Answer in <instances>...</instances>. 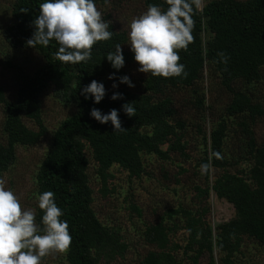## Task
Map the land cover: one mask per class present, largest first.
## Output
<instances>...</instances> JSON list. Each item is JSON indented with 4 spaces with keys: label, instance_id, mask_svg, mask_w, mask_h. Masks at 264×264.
I'll return each mask as SVG.
<instances>
[{
    "label": "trees",
    "instance_id": "trees-1",
    "mask_svg": "<svg viewBox=\"0 0 264 264\" xmlns=\"http://www.w3.org/2000/svg\"><path fill=\"white\" fill-rule=\"evenodd\" d=\"M42 2L44 0H14L10 11L12 22L3 32L11 49L36 52L44 64L28 73L8 61V65L18 71L17 95L15 100H10L0 87V106L5 114L0 140V179L16 165L19 146H36L47 135L42 108V96L46 92L51 90L55 100L75 107V113L55 131L51 147L36 174L37 197L44 191L54 192L56 203L64 213L61 219L68 222L72 243L65 253L66 264H101L125 257L129 247L121 229L104 224L93 208L91 165L95 166L100 179L101 192L107 196L112 179L110 172L115 166L128 172L131 179H140L147 173L145 155L169 161L178 153L189 159L184 142L187 125L177 118L172 92L200 86L197 84L204 82L206 74L210 78L218 77L220 86L231 95L225 114L211 121L207 116L210 106L206 105L205 94L195 89L197 110L205 128L211 127L210 134L207 130L201 132L205 149L199 167L203 163L210 164L209 172L204 174L206 187H194L199 199L196 210L184 207L168 210L169 222L164 218L145 228L144 240L156 250L149 252L142 264H184L177 254L182 247L170 238L173 226L169 223L176 225L175 218L188 234L183 250L184 255L193 252L194 255L188 257L194 264L205 255L209 256L210 264H216V250L223 263L231 264L246 239L260 243L264 252V146L258 144L254 130L257 120L264 116V107L255 101L249 90L237 89L239 83L254 86L263 79L264 0H212L202 10H197L193 16L194 40L187 51L179 50V62L186 66L187 77L165 79L147 74L139 91L119 83V77L129 76V68L138 63L134 54L125 48L129 42L127 32L117 30L109 14L103 13L102 18L109 22L113 36L93 46L92 58L87 63L71 65L58 61L55 52L59 45L54 40L48 47L28 46L26 41L35 31L33 21L39 15L38 7ZM95 2L99 10L109 0ZM149 4L167 8L165 0H145V6ZM116 44H121L125 59L119 71L111 67L105 56L114 51ZM221 52L228 57L226 64L220 62L218 53ZM112 73H115L114 80L108 79ZM92 80L105 85L106 95L99 104H94L92 99L85 100L80 94ZM114 82L118 87H112ZM114 92L122 93V99L111 100ZM125 103L135 107V116L128 117L123 112ZM93 107L105 114L117 109L124 130L114 131L110 122L102 125L95 121L89 114ZM27 121L37 129L30 128ZM235 126L245 142L240 158H230L226 153L229 133ZM217 152L220 159L213 155ZM241 163L247 164V168L231 170ZM212 169L221 174L210 184ZM212 192L235 209V216L218 225L216 233L208 220ZM131 208L141 214L138 206ZM42 215L37 207L36 222L41 228Z\"/></svg>",
    "mask_w": 264,
    "mask_h": 264
},
{
    "label": "rangeland",
    "instance_id": "rangeland-1",
    "mask_svg": "<svg viewBox=\"0 0 264 264\" xmlns=\"http://www.w3.org/2000/svg\"><path fill=\"white\" fill-rule=\"evenodd\" d=\"M14 0H0V87H2L10 100H15L17 95L18 71L8 65L11 60L13 64L21 66L26 72L32 73L41 67L44 62L40 55L31 51H15L5 42L3 32L12 22L11 5ZM212 0H202V8ZM145 0H109L105 6H101V14H109L111 20L119 31L129 32L130 22L146 11ZM130 44V40L128 42ZM125 48L130 50V45ZM138 64L129 68V76L135 84L134 89H142L141 81L147 74L137 71ZM200 86L190 89H179L172 92L177 118L183 120L187 128L184 130V142L187 144L189 159H185L178 153L172 155L169 161H163L156 156H144L146 175L140 179L130 178L128 172L115 166L111 170L112 179L108 186L110 193L104 196L101 192L100 179L95 172V166L90 168V181L94 189L93 208L99 219L106 225L121 229L128 250L125 257L118 258L112 262L103 261L101 264H142V260L149 252L156 250L155 246L145 242L143 232L149 225L156 224L166 218L167 211L184 207L188 210H196L199 205L196 185L206 187L205 175L201 174L199 161L203 156L204 144L202 131L207 130L210 134L211 127H206L202 115L195 105V89L204 93L206 105L210 106L207 116L209 120L219 118L225 114L230 103L231 95L220 86L218 77L207 76ZM237 89L249 90L256 102L264 107V72L261 82L254 86L237 84ZM201 93V94H202ZM200 94V95H201ZM42 108L45 125L48 133L41 142L33 147L19 146L17 148L18 161L10 172L5 174L3 181L7 188L12 189L20 198L22 206L35 212L38 207L36 195V174L51 147L55 131L68 117L76 111L75 107L66 105L55 100L52 91L42 96ZM5 114L0 106V140L3 139V122ZM32 129H37L31 122H26ZM237 126L230 130L226 144V153L231 157L240 158L242 149L245 146L244 139L237 130ZM256 139L259 145L264 146V116L260 117L254 127ZM247 168V164L241 163L238 167H232L234 172L237 169ZM221 174V171L211 170L210 184ZM211 212L208 220L216 233L218 225L230 221L235 216L234 207L226 200L219 199L215 193L209 198ZM132 206H138L141 214L132 210ZM170 233L173 243L182 248L177 251L178 257L184 260V264H194L193 252L184 255V246L187 244L188 234L183 229L178 218L174 219ZM216 264H225L221 261V255L215 251ZM41 264H66L65 253H52L44 257ZM198 264H210L208 255L202 257ZM231 264H264L263 247L254 239H246L241 250L232 259Z\"/></svg>",
    "mask_w": 264,
    "mask_h": 264
},
{
    "label": "clouds",
    "instance_id": "clouds-1",
    "mask_svg": "<svg viewBox=\"0 0 264 264\" xmlns=\"http://www.w3.org/2000/svg\"><path fill=\"white\" fill-rule=\"evenodd\" d=\"M165 3L166 10L158 4H149L144 13L132 19L128 45L139 65L137 71L165 79L186 78L188 73L186 66L179 62V50L187 51L194 40L193 16L201 10L202 0H165ZM38 9L39 15L33 21L35 31L26 44L33 48L48 47L54 40L59 45L55 58L64 64L87 63L92 58L93 46L113 36L95 0H44ZM218 55L220 62L226 64L228 57L223 52ZM105 56L113 69L119 71L124 67L121 44H116L114 51ZM114 78L115 73L108 77ZM119 83L135 87L128 75L119 77ZM112 87L118 84L114 82ZM80 94L85 100L92 99L94 104H99L106 95L105 85L92 80ZM110 99H122V93L114 92ZM122 109L128 117L136 114L131 103H125ZM89 114L102 125L110 122L114 131L124 130L115 108L105 114L93 107ZM213 155L221 158L218 152ZM209 169L208 163L200 165L202 175ZM37 199L38 208L43 212V228L37 224L35 212L24 208L18 195L0 179V264H41L44 257L69 250L72 243L69 225L61 219L64 213L56 203L54 192L44 191Z\"/></svg>",
    "mask_w": 264,
    "mask_h": 264
}]
</instances>
